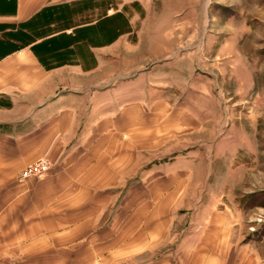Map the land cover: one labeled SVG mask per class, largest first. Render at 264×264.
Wrapping results in <instances>:
<instances>
[{
  "label": "crops",
  "instance_id": "0c3cea01",
  "mask_svg": "<svg viewBox=\"0 0 264 264\" xmlns=\"http://www.w3.org/2000/svg\"><path fill=\"white\" fill-rule=\"evenodd\" d=\"M80 1L0 0V264H211L201 182L167 162L139 177L167 133L137 124L152 97L125 103L108 83L104 17ZM41 157L48 174L21 179Z\"/></svg>",
  "mask_w": 264,
  "mask_h": 264
},
{
  "label": "rangeland",
  "instance_id": "374dc122",
  "mask_svg": "<svg viewBox=\"0 0 264 264\" xmlns=\"http://www.w3.org/2000/svg\"><path fill=\"white\" fill-rule=\"evenodd\" d=\"M75 8L104 17L102 49L115 57L105 73L125 103L152 97L137 124L167 133L139 177L159 178L166 162L167 175L194 173L201 242L216 224L211 264H264V0H83ZM41 159L49 161L27 166Z\"/></svg>",
  "mask_w": 264,
  "mask_h": 264
},
{
  "label": "built area",
  "instance_id": "2783aa9c",
  "mask_svg": "<svg viewBox=\"0 0 264 264\" xmlns=\"http://www.w3.org/2000/svg\"><path fill=\"white\" fill-rule=\"evenodd\" d=\"M49 168V161L47 159H41L36 163L27 166L22 172V178L31 176L42 177L48 172Z\"/></svg>",
  "mask_w": 264,
  "mask_h": 264
}]
</instances>
